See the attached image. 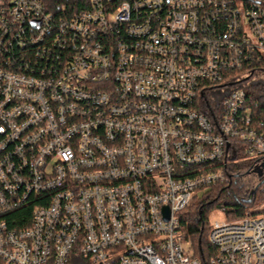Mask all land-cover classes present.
<instances>
[{
	"label": "built area",
	"instance_id": "2783aa9c",
	"mask_svg": "<svg viewBox=\"0 0 264 264\" xmlns=\"http://www.w3.org/2000/svg\"><path fill=\"white\" fill-rule=\"evenodd\" d=\"M54 19L0 5V264H202L179 214L227 161L264 162L245 84L264 0H90ZM208 242L205 264H264V217L210 223Z\"/></svg>",
	"mask_w": 264,
	"mask_h": 264
},
{
	"label": "trees",
	"instance_id": "16d2710c",
	"mask_svg": "<svg viewBox=\"0 0 264 264\" xmlns=\"http://www.w3.org/2000/svg\"><path fill=\"white\" fill-rule=\"evenodd\" d=\"M7 1L0 0V5H6ZM37 1L43 5L47 13L53 15L55 22H59L60 19L68 20L74 14L86 11L90 6V0ZM113 1L117 2V0ZM253 74L257 79L263 75L264 64L256 65ZM251 78L249 83L252 81ZM247 89L255 105L253 112L257 119H260L264 115V83L260 81L250 83ZM236 159L238 160L236 163L227 161L223 165L227 179L224 183L203 188L202 197L196 196L178 216L183 239L190 244L193 256L202 264H205L213 254V248L208 242V234L209 216L214 210L222 211L224 220L227 221L240 220L246 216L264 217V190L256 187L250 191L248 184L243 182L244 177L252 171L256 160H244L241 154ZM232 160H235V156Z\"/></svg>",
	"mask_w": 264,
	"mask_h": 264
},
{
	"label": "rangeland",
	"instance_id": "374dc122",
	"mask_svg": "<svg viewBox=\"0 0 264 264\" xmlns=\"http://www.w3.org/2000/svg\"><path fill=\"white\" fill-rule=\"evenodd\" d=\"M243 75L237 76L236 80L242 79ZM262 82L264 83V75H261L258 79L252 80L253 82ZM249 82H245V84H250ZM248 164V163H246ZM249 165V164H248ZM252 171L244 177L243 182L248 184V189L252 191L256 187H260L261 190H264V162L255 163L252 166ZM204 191H199L197 193V197H202ZM257 209V208H256ZM259 209V208H258ZM255 210V209H254ZM224 219V215L220 210H214L209 216V222L213 223L215 221L220 222Z\"/></svg>",
	"mask_w": 264,
	"mask_h": 264
},
{
	"label": "flooded vegetation",
	"instance_id": "af4514ba",
	"mask_svg": "<svg viewBox=\"0 0 264 264\" xmlns=\"http://www.w3.org/2000/svg\"><path fill=\"white\" fill-rule=\"evenodd\" d=\"M263 75H264V74H263ZM255 79H257V77H252V78H251V80H255Z\"/></svg>",
	"mask_w": 264,
	"mask_h": 264
}]
</instances>
